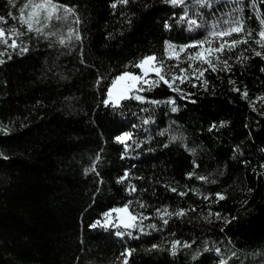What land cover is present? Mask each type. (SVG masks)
<instances>
[{"label": "trees", "instance_id": "1", "mask_svg": "<svg viewBox=\"0 0 264 264\" xmlns=\"http://www.w3.org/2000/svg\"><path fill=\"white\" fill-rule=\"evenodd\" d=\"M24 1L13 7L0 0L6 32L26 31L19 23ZM60 2L76 16L53 21L40 35L25 34L27 52L0 43L7 53L0 57V264H120L126 248L134 249L130 264H264V58L253 54L264 49L250 42L225 53L232 57L230 71L208 70L206 87L177 81L192 93L185 99L161 82L142 93L155 105L132 99L114 110L102 103L125 66L138 73L130 66L144 55L164 58L165 40L187 44L206 36L207 26L238 16L258 31L264 0H255V10L253 0H217L213 9L186 0L189 16L203 17L194 31L179 22L183 7L165 0H131L115 9L116 0ZM77 17L82 39L61 45ZM165 21L172 27L166 29ZM241 53L248 59L238 62ZM185 60L182 54L181 67ZM125 131L133 133L127 151L114 140ZM94 162L96 172L86 171ZM125 170L128 178L118 183ZM130 185L137 190L130 192ZM129 201L132 211L150 217L143 234L90 227ZM165 207L188 211L165 225L156 215ZM174 240L182 242L176 255L170 252Z\"/></svg>", "mask_w": 264, "mask_h": 264}, {"label": "snow or ice", "instance_id": "2", "mask_svg": "<svg viewBox=\"0 0 264 264\" xmlns=\"http://www.w3.org/2000/svg\"><path fill=\"white\" fill-rule=\"evenodd\" d=\"M131 0H116L112 3L111 7L115 9L117 4L127 5ZM166 3L171 4L173 7H183V14L179 17V22L187 23L188 30L194 31L200 28L202 15L196 13L197 18H191L189 16V8L186 4V0H165ZM199 7L213 9L214 4L217 0H197ZM8 3L13 7H16L15 0H8ZM255 0H253V8L255 10ZM13 20L17 17L13 15L12 12L8 13ZM76 13L71 6L63 4L60 0H26L23 6L19 8V23L22 28L26 31H21L16 27L8 29L7 32L4 27H0V43H3L6 49H11L13 52H27L29 49L26 44L22 42V37L25 34L35 33L40 35L44 33L45 29H48L53 25V21H68L69 17H75ZM256 19L259 21V30L248 28L247 21L245 17L238 16L235 19L225 20L223 24H214L211 30L207 32V35L202 39H194L190 43L175 45L169 40L164 41V58L158 57L155 53L146 54L138 61L134 62L130 67L139 69V72H133L127 70L129 66H125L126 70L118 75H115L111 79L110 84L107 86L106 93L102 103L105 107H111L114 110L122 107L123 102L127 100H136L140 103H151L153 105L159 103L155 100H148L147 97L142 95L144 92L151 91L153 88L158 87L162 82L167 85L169 89L179 92L181 94V99H185L187 96H191L192 93L185 94L183 89L177 86V81L180 85L186 82L191 83L192 87H198V83L192 81H200L207 86L208 81L203 79L205 73L208 70L212 72L217 71H230L231 65L229 60L232 59L231 55L224 58L225 53H232L236 48L241 45H247L250 42L255 43L259 48L264 49V15L257 12ZM0 21H5L3 16H0ZM72 24L76 27L69 26L67 32V40L64 36H61L59 43L61 45H66L72 38L76 41L82 39L81 32L79 30L80 20L77 17L72 21ZM164 27L169 29L172 27L167 21L164 23ZM48 35H55V33H48ZM239 36V39L232 38L233 36ZM11 39V43H8ZM218 42V46H217ZM191 50V51H190ZM7 53L5 51H0V57L5 56ZM181 54H185L187 67H181ZM253 54L257 57L264 58V52L254 50ZM11 59V56L8 55ZM235 59L239 62L241 59H248L243 53L236 56ZM166 60H175L177 63L172 65H166ZM5 63L4 59H0V64ZM206 65L207 67H203ZM179 69L177 73L174 69ZM191 70V74H189ZM264 71V69H261ZM170 74V78H169ZM103 80V77L97 80L99 85ZM231 82V81H230ZM233 91H239V89H233ZM247 97V92L242 94ZM168 103L172 105V111H177L174 100H169ZM141 111H148V109H141ZM150 119H144L143 123L145 125L149 124ZM223 125V122H222ZM211 130V129H210ZM163 134V133H162ZM175 140L176 137H172ZM114 140L123 145L125 151L129 148V142L133 140V133L125 131L117 134ZM139 147V143L136 144ZM167 146V145H165ZM6 158V157H5ZM123 158V155L122 157ZM96 162L100 160V156L97 155L95 158ZM264 167V165H262ZM96 163L94 162L92 167L86 171L96 172ZM189 178L192 177L193 173L187 174ZM129 176V171L125 170L123 176L117 179L118 183L123 182ZM199 180H206L204 176L198 177ZM130 192L136 191L134 185L129 186ZM172 192H178L176 187H171ZM180 196L186 195L184 191H179ZM218 199H223L222 194L217 193ZM208 199L207 196L204 197ZM141 208L147 207L144 204H140ZM188 210L180 208L175 212H170L167 207L163 209H156V215L163 221L165 225L168 224L169 219L172 216L182 217L186 214ZM195 211V209H192ZM209 215H212L209 212ZM219 217V213H216ZM102 220H97L90 227L96 228L101 227L105 230L116 229L115 234L117 236L127 234L128 236H133L135 231H139L142 234L145 231L144 221L149 219V216L144 215L143 212L135 213L131 210V201L124 203L120 207H113L103 214ZM150 229H155V224L147 225ZM123 229V231H121ZM182 244L181 241L174 240L171 243L170 252L172 255H176L177 248ZM183 247H189L188 244H183ZM159 246L156 244L152 245V249H158ZM219 252V249L216 250ZM134 249L126 248L118 257L120 264H130V257L132 256ZM220 264H226V261L221 259Z\"/></svg>", "mask_w": 264, "mask_h": 264}, {"label": "rangeland", "instance_id": "3", "mask_svg": "<svg viewBox=\"0 0 264 264\" xmlns=\"http://www.w3.org/2000/svg\"><path fill=\"white\" fill-rule=\"evenodd\" d=\"M25 2H26V0L24 1V3H25ZM22 6H23V5H22ZM219 24H223V23H219ZM211 27H212V25H210V27L207 26V27L205 28V29H208L207 32H208L209 30H211ZM200 28H202V27H200ZM207 32H206V33H207ZM217 46H218V42H217ZM181 55H182V54H181ZM215 218L218 219V218H220V216L217 217V215H216Z\"/></svg>", "mask_w": 264, "mask_h": 264}]
</instances>
